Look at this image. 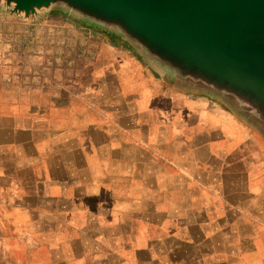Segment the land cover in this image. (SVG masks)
Returning a JSON list of instances; mask_svg holds the SVG:
<instances>
[{
  "label": "crops",
  "instance_id": "crops-1",
  "mask_svg": "<svg viewBox=\"0 0 264 264\" xmlns=\"http://www.w3.org/2000/svg\"><path fill=\"white\" fill-rule=\"evenodd\" d=\"M59 25L0 8V264H264V131Z\"/></svg>",
  "mask_w": 264,
  "mask_h": 264
},
{
  "label": "water",
  "instance_id": "water-1",
  "mask_svg": "<svg viewBox=\"0 0 264 264\" xmlns=\"http://www.w3.org/2000/svg\"><path fill=\"white\" fill-rule=\"evenodd\" d=\"M0 8L29 22L55 10L119 36L264 131V0H0Z\"/></svg>",
  "mask_w": 264,
  "mask_h": 264
},
{
  "label": "rangeland",
  "instance_id": "rangeland-1",
  "mask_svg": "<svg viewBox=\"0 0 264 264\" xmlns=\"http://www.w3.org/2000/svg\"><path fill=\"white\" fill-rule=\"evenodd\" d=\"M6 14H9L11 16H14L10 13L9 10L4 11ZM17 18H21L25 24L27 23L29 28H30V32H45L46 31V27L48 26V31H53V30H57L59 29L60 32L63 31V27H60L59 23L61 22V20L66 21L68 24H72L74 26H76L77 28H85L86 30H92L96 32L100 33L98 29L92 28L90 26H87L83 23H81L80 21L76 20L75 18H73L71 15L62 13V12H58V11H50L48 13H44L41 18L39 20H37L36 22H29L23 19V17H18L15 16ZM49 24V25H47ZM26 47H25V51H27V54H29V50H30V46H29V42H26Z\"/></svg>",
  "mask_w": 264,
  "mask_h": 264
}]
</instances>
